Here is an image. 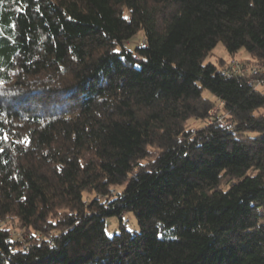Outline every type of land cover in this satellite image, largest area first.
<instances>
[{
	"label": "trees",
	"instance_id": "16d2710c",
	"mask_svg": "<svg viewBox=\"0 0 264 264\" xmlns=\"http://www.w3.org/2000/svg\"><path fill=\"white\" fill-rule=\"evenodd\" d=\"M252 64L264 0H0V264H264Z\"/></svg>",
	"mask_w": 264,
	"mask_h": 264
},
{
	"label": "rangeland",
	"instance_id": "374dc122",
	"mask_svg": "<svg viewBox=\"0 0 264 264\" xmlns=\"http://www.w3.org/2000/svg\"><path fill=\"white\" fill-rule=\"evenodd\" d=\"M140 37H135L133 39V43H138L140 41L139 39ZM247 57V52H245L244 50L240 49L235 55H231L223 46V44L221 42H219L211 51L210 53L208 54V56L205 58V61L204 62H213V63H217V60L219 58L221 59H224V60H228V62H230L232 60V58L234 59H239V58H245ZM264 90V88H262ZM203 94L205 96H208V97H211V94L205 89L203 91ZM219 106L216 105L213 109H214V112H213V116H215V114L217 112H219L218 114H221L223 113L222 111H220L219 109ZM95 198L97 199H101L102 197L95 194L94 195ZM124 219L127 220V225L129 228L131 229H134V230H138V225H137V222H136V219L135 217L133 216L132 213H127L124 217ZM117 219L115 217H108L107 218V227H106V230L109 234H112L113 231L115 229H117L118 227V224H117Z\"/></svg>",
	"mask_w": 264,
	"mask_h": 264
},
{
	"label": "built area",
	"instance_id": "2783aa9c",
	"mask_svg": "<svg viewBox=\"0 0 264 264\" xmlns=\"http://www.w3.org/2000/svg\"><path fill=\"white\" fill-rule=\"evenodd\" d=\"M232 68L226 72V75H231L232 73L238 72L244 64L239 63L237 60H231ZM249 73L248 83L255 88H264V67H260L256 64L249 65L245 68ZM221 105V102H219ZM214 109L210 111V114L213 115ZM216 121L223 126L231 127L230 121L227 119V115L225 113L218 114L216 117Z\"/></svg>",
	"mask_w": 264,
	"mask_h": 264
},
{
	"label": "snow or ice",
	"instance_id": "6c2138e0",
	"mask_svg": "<svg viewBox=\"0 0 264 264\" xmlns=\"http://www.w3.org/2000/svg\"><path fill=\"white\" fill-rule=\"evenodd\" d=\"M124 19H128V17H124ZM117 51H119V50H117ZM2 139L4 141H7L8 137L7 136H4V137H2ZM3 151H4V149L2 147H0V152H3Z\"/></svg>",
	"mask_w": 264,
	"mask_h": 264
}]
</instances>
